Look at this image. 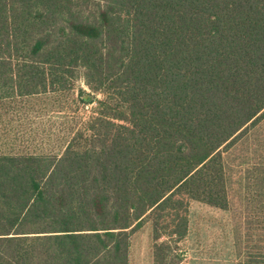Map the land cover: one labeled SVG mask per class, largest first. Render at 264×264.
<instances>
[{"label":"trees","instance_id":"1","mask_svg":"<svg viewBox=\"0 0 264 264\" xmlns=\"http://www.w3.org/2000/svg\"><path fill=\"white\" fill-rule=\"evenodd\" d=\"M77 77L90 116L0 151V264H128L148 220L178 264L190 202L227 208L223 152L264 116V0H0V104Z\"/></svg>","mask_w":264,"mask_h":264},{"label":"rangeland","instance_id":"2","mask_svg":"<svg viewBox=\"0 0 264 264\" xmlns=\"http://www.w3.org/2000/svg\"><path fill=\"white\" fill-rule=\"evenodd\" d=\"M79 88L84 98L94 94L77 77L68 91L0 104V151L54 148L57 136L80 117L90 116L95 107L94 102L79 101ZM223 158L228 206L190 202L188 232L176 245L178 264H237L250 254H264V116L223 152ZM151 228L148 220L132 235L130 264L151 262Z\"/></svg>","mask_w":264,"mask_h":264},{"label":"crops","instance_id":"3","mask_svg":"<svg viewBox=\"0 0 264 264\" xmlns=\"http://www.w3.org/2000/svg\"><path fill=\"white\" fill-rule=\"evenodd\" d=\"M140 231H142L141 229L140 230H138V231H136L135 233H134V235H136V234H138ZM132 238H133V236L131 237V240H130V248H131V242H132ZM129 248V249H130ZM129 254H130V252H129ZM151 262L149 263V264H153V256H152V249H151ZM130 256V255H129ZM128 264H130V257L128 258Z\"/></svg>","mask_w":264,"mask_h":264}]
</instances>
